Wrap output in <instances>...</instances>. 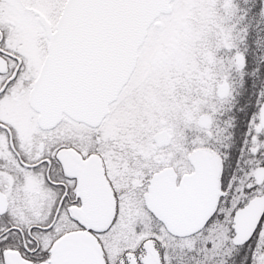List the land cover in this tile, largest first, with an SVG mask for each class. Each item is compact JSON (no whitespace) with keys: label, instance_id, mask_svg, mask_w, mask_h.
<instances>
[{"label":"snow or ice","instance_id":"1","mask_svg":"<svg viewBox=\"0 0 264 264\" xmlns=\"http://www.w3.org/2000/svg\"><path fill=\"white\" fill-rule=\"evenodd\" d=\"M0 264H264V0H0Z\"/></svg>","mask_w":264,"mask_h":264}]
</instances>
